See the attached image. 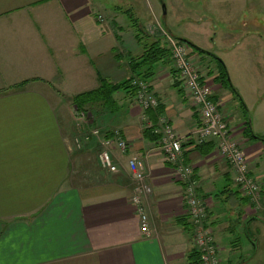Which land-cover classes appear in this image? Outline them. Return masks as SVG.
<instances>
[{
	"label": "crops",
	"instance_id": "1",
	"mask_svg": "<svg viewBox=\"0 0 264 264\" xmlns=\"http://www.w3.org/2000/svg\"><path fill=\"white\" fill-rule=\"evenodd\" d=\"M129 9L104 0H0V264H186L193 244L182 183L160 150V135L146 124L156 126L161 117L182 140L183 161L193 169L214 240L228 253L226 264L231 257L242 261L254 256L258 238L251 227L264 224V212L253 210L238 191L212 140L192 144L198 116L169 57L154 63L145 80L158 99L155 109L142 110L133 95L120 90L101 111H90L100 132L89 135L81 150L92 151L103 139H114L116 131L127 143L123 152L114 143L108 148L117 172L102 169L97 157L98 171L80 178L73 171L79 156L69 142L79 124L77 128L70 111L72 98L97 88L101 79L111 84L127 79L131 59L157 39L128 35L126 16L131 19L135 12L140 21L134 7ZM257 11L259 16L223 25L220 38L235 49L240 45L232 44L235 38L245 42L234 51L237 62L241 71L256 75L264 66V14ZM187 48L189 55L199 54ZM201 57L208 65L202 74L212 101L228 116L231 134L252 170L261 173L264 205V138L249 135V103L238 96L242 89L223 86L216 61ZM262 88L248 87V94L255 98ZM251 131L264 136L259 124ZM131 157L144 166L152 190L141 202L146 234L131 200ZM229 236L238 242L245 238L237 257L225 244ZM251 241L256 244L252 255Z\"/></svg>",
	"mask_w": 264,
	"mask_h": 264
},
{
	"label": "rangeland",
	"instance_id": "2",
	"mask_svg": "<svg viewBox=\"0 0 264 264\" xmlns=\"http://www.w3.org/2000/svg\"><path fill=\"white\" fill-rule=\"evenodd\" d=\"M110 1L111 3H114L125 11H127L130 7H134L136 13L140 15V21H138V17L137 15H135V12L133 13V17L131 19L126 16L128 20L127 27L129 28L128 35L132 32H135V36L138 33L139 36L141 35V38L143 36L144 38H149L150 40L154 38L159 39L160 43L167 49V52L169 54L168 57L170 59L172 53L171 49L169 48V37L177 40L179 42H177L178 44H183L181 46L186 53V57L191 59L194 64L198 65L197 69L200 73H202L203 70L207 73V62L202 59V54H195V56L189 55L187 48V46L189 45L185 44L182 41L183 38H189L197 43L199 48L209 52L211 51L213 54H217L223 61L231 85L235 88L242 89L243 93L247 95V98H244V94L242 92H239L240 95L237 93L239 97L242 95L241 98L243 99V101L245 100L246 103H249L248 119L251 130H253L255 125L258 124L261 127H264V66L262 73L258 75H256L254 71H251V73H248L247 71H241L240 69L242 65L237 62L238 56L234 51L238 50L239 52V50L244 46L245 42H237L235 38L232 44L234 46L240 44L235 49L229 47L228 40L222 42L220 41L222 33L225 29L223 25L228 27L229 23H232L234 21L239 22V19L241 18L256 17L259 14H256V12H258L257 10H260L259 12L264 14V0H104L105 3ZM163 11L165 12L163 13ZM166 26L170 30H168ZM258 27L259 28L257 29H260L261 26L258 25ZM222 46H224V48H222ZM198 56L199 58H196ZM260 59L257 58V60ZM247 67H249V65ZM257 76H260L262 78L257 80ZM257 85H260L263 88L262 90H260L259 94L256 95V97L254 96L255 98H253V96L248 94L247 89L248 87L253 88ZM251 99L252 101L253 99H255V102H250ZM243 101L240 99V102L245 109L246 104ZM102 105V103L86 104L84 106L85 108L87 106L90 107V109L87 107V110L83 109V111L86 113H84L83 111H78L74 104L71 105L70 111L73 115V119L75 120V124H79V128L77 125L78 130L74 132V136L69 142L72 151H78L79 165L73 170H76L75 173L78 178H80V176L86 175L88 172L98 171L95 164V158L97 157V154L103 149L102 146L99 144L95 146L92 151H82L81 148L83 144L80 143V138L84 137V135H86L85 132L89 131L91 127L97 129L98 132H100V129L98 127L96 128L92 125L93 115L90 111L92 109L95 112L101 111L103 108ZM74 137L78 139L77 142L80 143L79 145L75 143L76 141H74L73 143V140H75ZM231 139L235 143L240 145L238 139H236L232 134ZM249 168L251 172L254 167L249 164ZM232 172L234 174L235 180V173L234 171ZM251 175L259 179V195L254 196L256 199L258 198L257 200L249 196H247V198L250 200L253 210L264 212V205L261 201L260 196V193L262 192L261 190L263 186V178L261 177V173L257 171H253V174L251 172ZM206 209L208 210V207ZM208 216L209 215L207 212V220ZM207 220L206 223L209 226V222ZM251 233L257 236L258 247L254 256L247 260L244 264H264V224L255 223V226H253V228L251 227ZM212 239L214 242V246L216 247L218 257L221 260V264H226L228 253H222L220 244H218L214 240L213 235ZM229 240L230 241L226 242L225 244L231 247L232 250L230 249L229 252H234L235 257H237L238 253H240L239 250L241 246H243L246 242L245 238L241 236V241L238 242L237 238L229 236ZM193 248L195 247L193 246ZM230 261V264H240L242 262L238 258L234 257H231Z\"/></svg>",
	"mask_w": 264,
	"mask_h": 264
},
{
	"label": "built area",
	"instance_id": "3",
	"mask_svg": "<svg viewBox=\"0 0 264 264\" xmlns=\"http://www.w3.org/2000/svg\"><path fill=\"white\" fill-rule=\"evenodd\" d=\"M169 48L171 49V61L173 68L177 71L182 87L185 90L194 110L198 116V122L190 134V140L194 146L201 145L207 141L214 142V150L218 156L226 161L231 170L235 173V184L238 186L243 196L259 195V179L253 177L250 172L249 162L240 145L231 139L230 121L228 116L219 109L216 102L212 101V90L205 75L197 69L191 59L186 57L182 43L169 37ZM178 42V43H177ZM135 87L133 100L146 111L155 109L158 106V99L150 90L148 84L138 77L131 80ZM151 131L160 135L158 144L164 158L173 165L175 176L182 183V195L184 201L185 214L187 215L191 227V238L193 246L199 252L200 264H221L216 247L212 239V231L207 225V204L198 193V184L194 179L192 167L183 161V143L175 135L173 128L163 117L158 119L156 126L148 123ZM97 129H92L90 135H98ZM115 131L114 139H103L102 150L97 154L99 166L109 172H117V167L113 164L109 146L114 143L120 151H124L127 143L117 136ZM89 135L80 138V143L86 141ZM75 143L79 145L78 139ZM130 178L133 183V194L131 200L138 205L140 217V231L148 233L147 217L141 208L142 198L151 193V186L147 182L144 166L136 157H131L127 161ZM258 199V198H257ZM255 198V200H257Z\"/></svg>",
	"mask_w": 264,
	"mask_h": 264
},
{
	"label": "trees",
	"instance_id": "4",
	"mask_svg": "<svg viewBox=\"0 0 264 264\" xmlns=\"http://www.w3.org/2000/svg\"><path fill=\"white\" fill-rule=\"evenodd\" d=\"M136 36H139V34L137 33ZM193 50L199 54H202L203 56H207L211 59H214L211 56L204 54L195 48H193ZM168 56L169 54L167 52V49L164 46H161L159 39H156L155 41L151 42L148 48H145L143 50V53L140 56H138V58L131 59L133 64L130 67L131 74L127 79L115 84L108 83L105 80L101 79L100 85L97 88L75 95L72 98V102L76 106V109L78 111H83L84 106L86 104H92V103H102L103 105L106 103L109 104L112 101L113 93L120 90H123L126 93H129L130 95H134L135 87L131 84L132 78L138 77L140 79L146 80V78L152 74L151 71L152 65L157 61H161L162 59L168 58ZM136 59L137 61H135ZM215 61L218 64L221 84L223 86L229 87V82L227 79V72L225 67L219 61L217 60ZM85 133L89 135V132L88 133L85 132ZM249 135L253 137L250 131H249ZM262 138H264V136ZM186 264H200L199 252L193 247L187 253Z\"/></svg>",
	"mask_w": 264,
	"mask_h": 264
},
{
	"label": "water",
	"instance_id": "5",
	"mask_svg": "<svg viewBox=\"0 0 264 264\" xmlns=\"http://www.w3.org/2000/svg\"><path fill=\"white\" fill-rule=\"evenodd\" d=\"M164 12H165V11H163V13H164ZM183 42H184L185 44H187V45H189V46H191V47H193V48L199 50L200 52H202V53H204V54H207V55L211 56V57L214 58L215 60H217V61H219L220 63H222V61L220 60V58H218V57H217L215 54H213L212 52H209V51L203 50V49H201V48H199V47L193 45L191 42H189V41H187V40H185V39H183ZM222 64H223V63H222ZM227 79H228V76H227ZM228 82H229V79H228ZM229 85H230V82H229ZM230 86H231V85H230ZM250 132H251V134H252V136H253L254 138H257V139H259V140H263V138H260V137L255 136V135L252 133L251 130H250ZM248 221H249V220H247V221L244 223V231H245V233H246V225H247ZM251 244H252V248H253V249H252V253H251V255H252V254L255 252V249H256L255 241H251ZM247 259H248V257L244 258L242 261L244 262V261H246Z\"/></svg>",
	"mask_w": 264,
	"mask_h": 264
}]
</instances>
